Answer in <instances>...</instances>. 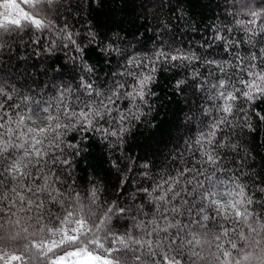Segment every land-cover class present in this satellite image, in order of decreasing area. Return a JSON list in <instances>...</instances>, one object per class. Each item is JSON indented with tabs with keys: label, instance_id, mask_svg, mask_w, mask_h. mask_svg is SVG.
<instances>
[{
	"label": "clouds",
	"instance_id": "obj_1",
	"mask_svg": "<svg viewBox=\"0 0 264 264\" xmlns=\"http://www.w3.org/2000/svg\"><path fill=\"white\" fill-rule=\"evenodd\" d=\"M217 2L231 22L228 30L242 32L246 43L255 47L257 37L264 36V0ZM205 3L214 7L208 0ZM85 5L86 0H17V10L26 16L19 26L3 19L9 14L17 18V11L9 13L7 8H0V55L13 57L16 46L23 49L29 40L38 43L43 37L45 53L55 55L61 44L65 47L73 44L82 60L83 49L75 40L79 32L72 31V18L79 15L78 10ZM27 17L38 19L40 26L33 25ZM87 34L95 40V32ZM112 49V44H108L102 50L107 55ZM115 51L120 54L122 49L117 47ZM260 51L264 56V47ZM185 56L189 63L200 59L195 53ZM19 59L25 61L19 68L15 59H9L0 67V257L5 258L4 264L12 256L19 259L11 264H52L58 256L80 248L102 256L107 254L113 264H162L165 261L166 264H264V208H253L254 204H264V200H254L249 183L240 178L217 176V172L233 169L225 170L217 163L216 153H209L207 147L215 140L221 124L231 125V135L226 134L216 148L235 153L237 170L241 176L248 175L245 168L255 157L251 148L235 137L242 136L244 129L252 131L251 117L247 108L237 109V101L251 102L264 96V83L257 81L261 93L251 98L249 93L254 89H238L223 77L208 83L209 91L215 89L208 99L223 101L222 105L214 103L215 110L223 115L209 124V130L201 132L196 140L203 148L201 159L196 161L201 168L189 169L193 175L172 192L171 200L165 199L171 185L167 190L161 188L164 195L158 198L149 192L150 202L155 203L158 199L163 206L157 204L155 213L145 220L150 214L143 205L129 203L120 207L115 201L102 200L97 187L80 191L73 187L75 165L71 152L77 144L71 143L68 137L77 132L96 131L114 137L115 140L110 142L113 146L119 144L120 133L129 130L124 121L139 120L145 115L141 105L148 104L145 97L156 95L147 87L150 81L154 82L155 66L148 69V74L143 72V68H148L147 64L139 71L133 70L140 67L144 59L133 56L131 62L125 64L124 72L113 73L125 79L116 80L106 91H101L85 82L83 74L78 81L80 88H74L66 77L74 74L76 68L50 67L48 61H44L39 69H34L28 57L20 55ZM75 59L72 57L67 63ZM204 63H215L225 76L228 75V62ZM128 64L132 65L131 69ZM80 67L92 72L87 65ZM235 67L256 73L254 66L241 68L237 63ZM192 75L195 77L196 72ZM128 76L137 80L138 86L129 85ZM126 87L131 91H126ZM237 91L239 98L235 95ZM221 92L235 97L227 113L223 111L226 102ZM117 100H127L133 107L126 111L114 108ZM101 102L107 107H102ZM85 110L86 115L81 116ZM234 110L244 112L242 120L237 121L235 117L229 120ZM212 111L213 108H206L205 114ZM112 112H117L118 116L112 117ZM101 120H107L110 128L105 129ZM204 140L207 145L202 143ZM231 159L233 157H227L225 163ZM113 165L116 166L115 162ZM201 176L204 179H200ZM176 183L173 179L172 185ZM186 185H191V190ZM256 190L264 193V187ZM182 193L192 199H184ZM177 197H180V203L173 204ZM210 209L214 215L209 214ZM237 212L241 215L237 216ZM184 215L187 222L182 223L179 217ZM117 217L120 221H131L127 229L118 230L114 224ZM225 223L231 226L225 227ZM73 236L75 240L70 242Z\"/></svg>",
	"mask_w": 264,
	"mask_h": 264
},
{
	"label": "trees",
	"instance_id": "obj_2",
	"mask_svg": "<svg viewBox=\"0 0 264 264\" xmlns=\"http://www.w3.org/2000/svg\"><path fill=\"white\" fill-rule=\"evenodd\" d=\"M208 3L214 7H208L205 0H86V5L78 10L79 15L72 18V31L79 32L75 40L83 49L82 60L79 59L81 53L76 51L73 44L67 47L61 44L55 55L45 53L43 37L38 43L29 40L23 49L16 46L13 57L0 55V67L9 59H15L19 68L25 62L19 56L24 55L34 69H39L44 61H48L50 67L59 65L65 70L76 68L78 70L74 74L66 77L74 88H80L78 81L83 74L85 82L101 91H106L116 80L125 79L113 73L124 72L125 64L133 56L144 58L140 67L133 70L139 71L143 64H147L148 68H143V72L148 74V69L155 66L154 82L150 81L147 87L150 93L156 95L145 97L148 104L141 105L145 115L139 120L124 121L129 130L120 133L119 144L113 146L110 142L115 140L114 137L96 131L77 132L68 137L71 143L77 144V148L71 152L75 165L73 187L77 191L97 187L102 200L115 201L120 207L129 203L143 205L150 214L145 217L147 220L155 213L157 204L163 206L158 199L155 203L150 202L149 192L152 197L158 198L171 185V191L165 197L171 200L172 192L193 175L189 169L201 168L196 161L201 159L203 148L196 140L201 132L209 130V124L223 115L214 108V103L222 105L223 101L208 99L215 91H209L208 83L223 77L236 88L246 91L244 84L253 79L252 73L240 71L235 65L239 63L241 68L254 66L256 73L264 71V56L260 51L264 47V36L257 37L255 47L247 44L242 32L228 30L231 22L224 15L220 3L217 0H208ZM89 32L96 33L95 40L87 34ZM108 44H112L113 49L105 55L102 49ZM117 47L122 49L120 54L115 51ZM159 52L195 53L200 59L181 63L159 57ZM72 57L77 59L67 63ZM204 61L228 62V75L225 76L217 64ZM81 64L87 65L92 72L84 71ZM127 66L132 68L131 64ZM194 71L195 77L192 75ZM126 79L129 85L138 86V81L131 76ZM180 81L185 83L181 84ZM43 82L41 78V84ZM125 90L131 91V88L126 87ZM92 95L95 97L96 93ZM235 95L239 98L240 92L237 91ZM113 107L126 111L133 106L127 100H117ZM206 108H213L212 113L205 114ZM243 108H247V114L251 117L252 131L244 129V134L235 138L250 147L255 157L245 168L248 175L241 176L237 170L239 165L235 153L216 148L226 134L231 135V125L221 124L213 143L207 145V140L202 143L207 145L209 153H216L219 157L217 163L222 164L225 170L233 169L231 172H217V176L240 178L242 182L249 183V192L254 194V200H264V193L256 190L264 187V96L251 102L238 99L237 109ZM111 116L117 117L118 113L112 112ZM233 117L240 121L244 112L234 110L229 120ZM100 124L105 129L110 128L107 120H101ZM229 156L233 159L225 163ZM113 162L118 166V171ZM143 164L148 167L142 168ZM199 178L204 179L203 176ZM173 179L177 181L174 185ZM186 187L191 190V185ZM154 188L157 190L153 192ZM182 196L186 200L192 199L184 193ZM172 203L179 204L180 197ZM253 208H264V204H254ZM209 214L214 215L211 209ZM179 219L182 223L187 222L186 215ZM130 223V220L120 221L119 217L114 221L119 231L127 229ZM209 226H212V221ZM224 226L231 225L225 223Z\"/></svg>",
	"mask_w": 264,
	"mask_h": 264
},
{
	"label": "snow or ice",
	"instance_id": "obj_3",
	"mask_svg": "<svg viewBox=\"0 0 264 264\" xmlns=\"http://www.w3.org/2000/svg\"><path fill=\"white\" fill-rule=\"evenodd\" d=\"M0 8H7L9 13H11L12 11H17V18H13L11 14L3 17L4 21L9 24L19 26L21 20L26 18L25 13L19 12L17 10V0H3V3L0 4ZM27 19L30 20V22L36 27H39L41 24V22L38 19H34L32 17H27ZM157 56L166 57L171 61H177V60L186 61L188 59L187 56L183 54H167L165 52H159L157 53ZM262 73H264V71H262ZM252 76L253 79L250 82L244 84V87L246 89H254L253 92L249 93V98L254 97L256 95H260L261 93V89L259 88L257 81L264 83V74L253 73ZM145 79L147 80L148 77L146 76ZM141 83L143 84L144 82ZM220 87L223 88V85H220ZM220 95L222 99L226 102L224 104L223 111L227 113L230 111L231 103L235 99V97L231 94L225 96L222 92L220 93ZM101 106L105 108L107 107V105L103 104L102 102H101ZM86 111L87 110H85V113H81L80 115L85 116ZM209 159L211 160V157H209ZM217 206H219V202H217ZM236 215L240 216L241 214L237 212ZM74 240L75 237L73 236L70 242H74ZM97 246L99 247V245ZM225 255H228V253H225ZM4 259L5 258L0 257V264H4ZM17 259L19 258L16 256H12L8 259L7 264H11V261H15ZM52 264H113V262L107 254L102 256L96 252L90 251L87 248H80V249L72 250L70 252H65V254L58 256L56 260L52 262ZM162 264H166V261L162 262Z\"/></svg>",
	"mask_w": 264,
	"mask_h": 264
}]
</instances>
